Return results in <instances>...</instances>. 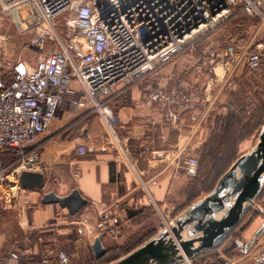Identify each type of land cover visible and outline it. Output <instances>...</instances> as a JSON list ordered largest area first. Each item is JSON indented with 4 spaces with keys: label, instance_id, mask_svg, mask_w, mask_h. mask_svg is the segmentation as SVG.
Returning <instances> with one entry per match:
<instances>
[{
    "label": "built area",
    "instance_id": "obj_1",
    "mask_svg": "<svg viewBox=\"0 0 264 264\" xmlns=\"http://www.w3.org/2000/svg\"><path fill=\"white\" fill-rule=\"evenodd\" d=\"M23 3L31 4L38 16L31 39L38 58L31 66L21 60L10 65L0 57L2 211L19 202L24 205L21 197L35 191L22 188L19 176L24 171L46 168L37 151L38 140L49 132L63 106L68 105L73 113H98L111 131L106 95L119 86L135 85L169 62L182 53L188 42L232 17L234 7L239 6L249 17L264 15L259 10L264 0H0V13H8ZM47 43L53 49L46 50ZM241 50L240 41L231 40L221 54L208 59L206 66H197L196 71L212 75L210 82L218 83L221 81L215 76L216 65L224 69L222 78L240 66L256 71L264 39L253 42L238 55ZM191 101L187 91L166 92L163 87L151 90L145 100L149 106L156 105L171 125L177 124L179 113ZM230 110V105L223 108L224 112ZM76 153L84 155L85 148L77 145ZM183 169L185 176L194 178L198 158L185 156ZM117 218L111 209L99 212L97 233L117 239ZM161 218L162 228L166 227L172 219L171 212L165 215L166 220ZM256 240L248 247L249 256L245 254L247 248L236 256L217 251V257L221 264H264V243ZM240 241V247L248 243ZM51 256L56 264L70 262V256L63 251L38 260H21L18 249L13 247L0 264H52Z\"/></svg>",
    "mask_w": 264,
    "mask_h": 264
},
{
    "label": "crops",
    "instance_id": "obj_2",
    "mask_svg": "<svg viewBox=\"0 0 264 264\" xmlns=\"http://www.w3.org/2000/svg\"><path fill=\"white\" fill-rule=\"evenodd\" d=\"M231 40L233 39H228L222 49L205 51L206 45L200 47L207 41L204 39L197 44L198 51L183 52L177 55L172 60L173 63L168 65L172 66L169 72L165 73L164 69L157 70L155 73L147 74L135 85L119 86L112 94L106 95V104L114 109L112 112L111 110L107 112L105 109V113L108 114L107 123L110 127L113 123L112 129L114 126L116 127L112 131V139L123 144L126 151L122 153L126 159V171L122 168L121 154L114 153L106 143L100 142L95 138L96 136L93 137L91 134L98 127L96 119L91 117L92 113L89 119L80 122L78 116L83 112L73 113L68 105L63 106L58 112L57 121L53 123L49 132L38 140L40 161L47 165L43 170H36V172L43 173L45 178L44 185L40 190H46L44 193L53 191L59 196H64L71 190L78 189L87 200V204L78 214L71 216L66 209H62L58 205H42L40 199L31 201L32 208L28 213V222L24 216L26 225L31 227L30 231L40 230L43 234H58L56 230L64 231L69 226L78 224L81 226V233L87 237L93 232V239L98 234L96 231L98 213L108 209L109 203L117 204L123 197L132 194V176L134 177V175L137 179H141V186L148 194L150 206L161 210L160 214L156 215L161 227L162 214L165 217L171 212L172 216V213H179L182 209L187 208V189L192 178L184 174L185 156H194V153H197L208 139L216 120L228 114L229 111L224 112L223 108L226 105L231 106V99L229 95L228 98L225 95L224 88L236 87L235 83L233 87L229 85L230 73L224 82L221 81L224 75V69L221 66H215V76L219 78L217 73L219 69L223 72L219 78L220 83L218 81L210 82L212 75L198 72L196 67L206 66V61L221 54ZM244 41L251 44L254 42L253 39ZM244 41L240 40L241 43ZM190 59L193 62L190 67L179 66L183 61ZM166 65L167 63L164 64V67ZM149 81H152L150 85ZM151 84L154 88L163 87L166 92L178 89L187 91L191 95V104L179 113L176 125H171L156 105L149 106L145 102L153 90ZM113 94L117 97L109 100ZM68 118H71L70 122L66 121ZM99 119L109 130L105 122L100 117ZM81 144H85L87 148L86 153L82 156L76 153L77 145ZM111 170L113 171L112 176ZM62 173L68 177L66 178L67 182L60 177ZM70 177L74 180H71ZM123 187L126 190L124 195L121 194ZM35 191L38 190L35 189ZM34 194V192H30L29 196ZM132 198L126 203L128 206L134 203ZM25 206V204L21 205V202L16 205L19 209L22 208V211ZM113 211L118 216V222L123 223L126 212L114 209ZM77 218H79L78 221ZM256 221L257 223H255ZM252 223H255L256 226H248L244 239L242 236L245 232L241 234L243 241H249L260 225L264 223V217L260 216ZM26 225L22 223L21 226ZM18 227L21 231V227L19 225ZM15 229L16 227L13 228L12 232L14 233L11 232L9 235L14 236ZM7 235V233L0 234V259L12 248L11 241L7 244L9 236ZM260 240H264V238H260ZM6 247L8 249L4 252L3 249ZM219 249L215 251H221ZM238 251L240 253V250H237L232 253V256L237 255ZM223 253L226 254L224 251Z\"/></svg>",
    "mask_w": 264,
    "mask_h": 264
},
{
    "label": "rangeland",
    "instance_id": "obj_3",
    "mask_svg": "<svg viewBox=\"0 0 264 264\" xmlns=\"http://www.w3.org/2000/svg\"><path fill=\"white\" fill-rule=\"evenodd\" d=\"M235 8L236 7H234L232 9V20L231 21L229 20L231 18L230 17L229 19L222 22L215 30L207 32L203 35H198L197 37H195L194 40L188 42V44L184 47V50L182 51V53L183 52L192 53L194 51H198L197 50L198 45H196V44L203 41L204 39H207V41L205 43L201 44L200 47L203 45H206L207 49L205 48L206 49V50L204 49L205 51H214L215 49L216 50L222 49L223 46L227 43L228 39H233L235 41H237V40L238 41H240V40L244 41L245 39H249V40L253 39L254 42L259 41L257 39H264V15H261L258 13L254 14V16H252L251 18L256 17L258 20L256 22L255 21L249 22V24L247 25L248 27L246 26L247 27L246 28V27H243L242 24H240V20L243 19V17L244 18L247 17V15L243 11H240L239 13L236 10L234 11ZM238 8L240 9L239 6H238ZM259 10L261 11L262 14H264V3H262V5L259 7ZM37 17L38 16H37V13H36L34 7L29 3L20 4L8 13H4V14L0 13V46H1L0 47L1 48L0 57L3 58V60L6 63H9L10 65H12L16 61L21 60V61H24L27 64L33 66L37 62L38 54L34 51V48L31 45L32 29L35 25V22L37 21L36 20ZM257 22H258V24H257ZM61 30H62V27H60V31ZM250 44L251 43H246L245 41L242 42L241 43L242 50L239 51L237 54L241 55L242 53L246 52L248 50V47L250 46ZM45 47H46V50L53 49V48H51L53 46H51L50 43H47ZM212 48H214V49L212 50ZM180 54H178V55H180ZM172 60L173 59H171L169 62H167V65L165 67H164V64L161 66H158L157 68L160 67L158 70L164 69L163 71L165 73L169 72V70L172 68V66L170 65V67H169L168 65L173 63ZM183 65L190 67L191 65H193V62L191 61V59L186 60V61H183V63H181L179 66L182 67ZM244 70H245V67L240 66L238 68H235V70L232 72V74L229 75L228 81L235 83L236 87L230 88V89L224 88V91L226 93L225 95L227 96V98H228V95H229V98L231 100H235L237 98L238 94L236 95V93H237L236 91L238 88V84H239L241 75L244 72ZM155 72H156V70H155ZM155 72H152V73H155ZM152 73H149V74H152ZM217 73L219 75V78L223 75V72L220 69ZM226 76H228V75L226 74L221 79L222 82L225 81ZM230 76H231V78H230ZM151 82L152 81H149V85ZM248 89H249V91H248ZM248 89H247V91L250 92L251 95H253V93H257L258 95H261L259 100L264 101V88H262V93H261V90L257 88V86L256 87L252 86ZM231 93H232V95H230ZM233 94H234V97L232 98ZM235 95H236V97H235ZM109 109L112 112V109H113L112 106H111V108L109 107ZM91 117L96 119L97 124H98L97 129L92 131L91 134L93 135V137L96 136L95 138L99 139L100 142H103L104 144L106 143L108 145V148L111 149L112 151H114V153H118V154L120 153L121 154V159L123 161L122 162V168L126 171L127 170V167L125 166L126 165V163H125L126 159H125V156L122 154V153L126 152L124 149V146H123V144L121 145L119 142L117 143L115 140H113L112 136H111L112 131H114V129H116V127L114 126L113 129L111 127V131L109 132V130L107 128H105L104 124H102L101 120L99 119L100 115L98 113H96V112L92 113ZM66 121L70 122L71 118H68ZM262 124H264V122H262ZM115 132L117 133V131H115ZM258 133H259V131L256 133V135L253 138H251L250 140H247V141H245L239 145V148H238L239 154H243V153L249 151L253 147L254 143L256 142ZM86 137H87V135H86ZM80 143H82V142H80ZM81 145L85 148V150L87 149L85 144H81ZM194 154L198 158L197 153H194ZM60 177L62 179H65V182L68 181L66 179L68 177L65 176L64 173L60 174ZM70 179L74 180V178L72 179V177H70ZM141 182L142 181L140 178L137 179L135 177V175H134V177L132 176V183H133L132 184V187H133L132 191L133 192H132V194H130L131 196L129 195L127 197H123L122 200L118 201L119 203L117 202V204L109 203L108 206H110V207H107V208L111 209L112 211L114 209L115 211L126 212L125 211L126 206H128L126 203L132 198L133 195L134 196L132 199L134 200V203H132L131 206L133 205V207L139 208L143 204L151 205V203H149V200H148V198H149L148 194L146 193L145 189H143V187L141 186ZM124 189L125 188L123 187V190H121V194H123V195L125 194V191H126ZM45 191L46 190H40L39 189L38 191H32L35 193L32 196H29V195L22 196L21 200L26 205L23 212H22V208L18 209V207H14L12 209L5 210V211L0 210V234L5 235L7 233L9 235L13 231V228H15L16 226H18V225L21 226L22 223H24V225H26V223L24 221L25 219L23 216H21V214H23V213L25 214L24 216H26V221L28 222V213L31 211V208H32L31 201H38L40 199L41 195L44 194ZM262 196H264V195H262ZM202 197L203 196H201V198ZM259 200H260V198H259ZM258 204L261 207H264V205H262V204H264V199H262V201H259ZM129 206H130V204H129ZM151 208L156 215L160 214L161 210H159V209L156 210V208L155 207L153 208V206H151ZM66 215H67V213H66ZM156 215L154 217H156L158 219V217ZM162 217L164 218L163 214H162ZM259 217H260L259 215H254V216H251V218H249V219H245L244 222H246V224H248L247 226L252 225V227H255L256 226L255 223H257V221L255 223H252V222H254ZM63 218L66 221V217L64 216ZM140 219H141V221L138 223H134V224L127 223L126 231H125L127 233V235L131 234V233H136L141 228H143L145 226L149 227V225H151L152 221H151V218L149 220V210L144 209L143 215L140 217ZM78 220H79V218H77V221ZM169 223L170 222H167L166 227H168ZM80 227H81L80 225L76 224L75 226H69V228L65 229L64 231H60V229H58L60 227H58L57 228L58 230H56V231H58V234H52V236H50L44 240L45 246L44 245L42 246L40 241L37 243L34 241L32 246H27V245H30L29 242L32 241L33 238L30 237V240H29V238H28L29 234L28 233L30 232L31 227L29 225H26L23 228H21L22 229L21 232L26 235V242H25L26 248H24L22 250L19 249L20 251L19 250L18 251L22 256V259H24V260H29V257H31V256L36 257L35 259H40V258L48 256V254L53 255V254L58 253L59 251H63L70 256V262L68 264H103V263H105V261L108 262L106 264H110L111 262L118 260V259H116V260H113L111 262L108 261L109 258L111 257V254H112L109 250L113 249L114 246L120 245L121 242L123 241V239H121L120 237L117 239H115V238L113 239V238H110L107 236H103L101 242H102L104 249L107 251L102 256L103 259H101L100 261H98V260L97 261H91V255L93 256V254L91 252L90 242L92 243V240H93L92 237L94 236V233L92 232V234H89V237H87L86 235L81 233ZM64 228H66V227H64ZM12 233H14V232H12ZM53 233H56V232H53ZM64 233H66V234H64ZM20 235L22 237V234H18V231H17L16 234H14V236L9 235L8 238L5 236L8 240L7 244L10 243V241H11L10 239H13L14 242L19 241ZM246 235H247V232H245L244 235L242 236L243 239H244V237H246ZM262 236H264V232H262V234L257 239V240H259L260 243H264V240H260V238H264ZM243 239H241V240H243ZM241 243H242L241 241H238L239 245ZM8 247L3 249V251L5 252V250L8 249ZM40 249H44V250L42 252H40ZM236 254L237 255L240 254L239 251ZM245 254L247 256H249L251 254V249L248 248V250L246 251ZM51 257L53 258V256H51ZM198 262H199L198 264H208V262H206V261H198ZM52 264H56V261L54 260V258L52 259ZM187 264H197V262H195L194 260H190L187 262Z\"/></svg>",
    "mask_w": 264,
    "mask_h": 264
},
{
    "label": "water",
    "instance_id": "obj_4",
    "mask_svg": "<svg viewBox=\"0 0 264 264\" xmlns=\"http://www.w3.org/2000/svg\"><path fill=\"white\" fill-rule=\"evenodd\" d=\"M40 172L24 171L19 176L22 188L39 190L44 185ZM264 194V124L253 147L239 156L218 179L213 190L179 212L168 227L110 264H183L213 252L244 222L250 212L264 217L258 204ZM40 204L58 205L69 215L78 214L87 200L78 189L64 196L50 191L41 195ZM264 232V223L245 245L247 249ZM103 236L93 238L91 251L98 259L105 254ZM239 245V244H238ZM240 246V245H239Z\"/></svg>",
    "mask_w": 264,
    "mask_h": 264
},
{
    "label": "trees",
    "instance_id": "obj_5",
    "mask_svg": "<svg viewBox=\"0 0 264 264\" xmlns=\"http://www.w3.org/2000/svg\"><path fill=\"white\" fill-rule=\"evenodd\" d=\"M235 10L238 11V13L240 12V9L238 7H236L234 11ZM229 20L231 21L232 17ZM257 20L258 19L256 17L251 18L247 16L245 18L243 17V19L240 20V24H242L243 27H246L249 22H256ZM175 57H173L172 59H174ZM159 68H157L156 71ZM252 86H257V88L260 89L262 93V88H264V52H262L260 67L256 71H251L245 68L244 72L241 75L236 91V95L238 94L237 98H234L235 100H230L231 110L226 116L218 118L216 120L215 126L209 133L208 139L197 151V155L199 158L198 170L196 176L190 180V184L187 189V207L195 203L199 198H201V196H204L213 190V187L216 185L218 179L225 173V171L235 161V159L239 157V145L253 138L260 130L262 122H264V101L259 100L261 95H258L257 93H253V95H251L250 92H248V88ZM151 87L155 89L152 84ZM116 97L117 95L114 96L113 94V96H111L109 100H113ZM233 97L234 94L232 98ZM78 117L80 118V122H83L89 119L90 114L83 112ZM39 150L40 148H37L38 152ZM112 174L113 171L111 170V176ZM262 195L259 201H262V199H264V196ZM144 209L149 210V220L151 218L152 221L151 225H149V227L145 226L141 228L136 233L127 235V233L125 232L127 223L134 224L140 222V217L143 215ZM125 211V220L123 221V223H117L119 229V237L123 239V241L120 245L114 246L113 249L109 250L112 253L111 257L108 260L109 262L125 256L133 249L153 237L162 228L160 221L156 217H154L156 214L154 213L150 205H142L139 208L130 205L126 206ZM177 213L178 212L172 213V217H174ZM254 215L257 214L250 212L247 215L246 219H249ZM245 224L246 222L240 224L229 235V237L219 250H223L229 256H232V253L237 250H244L245 245L240 247L238 245V241L242 239L241 234L248 228L247 224ZM15 231H18V234H22V237L20 235V240L17 242H14L13 239H10L13 243L12 248L16 247V249L22 250L26 248V235L23 234L19 230V228H17V226ZM28 234L29 240L30 237H32L33 239L30 242L27 240L30 244L27 246H32L34 241L36 243L40 241L42 246H45L44 240L52 236V234H43L40 230L30 231ZM43 250L44 249H40V252H42ZM106 251L107 250H105V253ZM35 258L36 257L31 256L29 257V260H38ZM101 259H103V257L96 259L91 255V261H100ZM21 260L24 259L21 258ZM194 261L197 262V264L199 263L198 261H206L208 262V264H221V261L217 257L216 251L200 255L195 258ZM106 263L108 262L105 261V263L103 264Z\"/></svg>",
    "mask_w": 264,
    "mask_h": 264
}]
</instances>
